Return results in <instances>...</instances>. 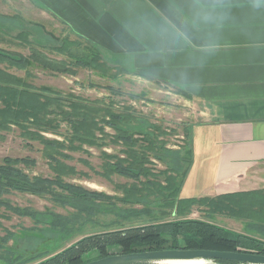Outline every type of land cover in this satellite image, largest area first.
<instances>
[{
  "label": "trees",
  "instance_id": "1",
  "mask_svg": "<svg viewBox=\"0 0 264 264\" xmlns=\"http://www.w3.org/2000/svg\"><path fill=\"white\" fill-rule=\"evenodd\" d=\"M70 47L74 52L70 50L66 53V48ZM80 47L79 42L64 41L59 50H64L66 60L50 58L33 47L29 56L0 49V64H5L0 67V130L6 131L17 126L27 136L39 139L56 151L65 147V143L50 140L39 130L57 132L61 123L66 122L71 131L67 141L74 150L81 149L83 144L104 147L108 137V143L122 146L124 156L103 151L105 161L99 173L107 178L117 174L132 179L134 183L120 186L124 193L122 197L111 196L65 181L60 175H31L19 166H35L36 161L30 157L3 158L0 164V218L10 219L12 215L29 216L37 224H44L32 227V230L26 229L29 234L23 232L24 238L30 240L32 236L39 240L35 248L23 250L20 247V233L5 228L0 221V227L5 230V235H0V250L3 251L0 256L1 264H83L115 253L163 249L264 254V189L226 193L215 197L180 198L181 188L194 158L193 124H182L183 145L178 149H171L167 147L164 138H161L167 132L139 115L130 106L115 109L112 105H106L103 100H89L74 95L62 96L59 91L48 86L35 87L8 70H26L32 64H38L53 72L72 75L77 73L76 67H87L106 73L107 62L101 53L90 48L86 53L78 54L75 50ZM116 71L118 74L127 73L121 68ZM27 74L30 75L28 72ZM112 76L118 77L116 74ZM104 88L112 95L124 94L120 88L112 85ZM127 94L138 100L146 97V92ZM107 127L113 129L114 134H109ZM49 156L58 161L55 155L50 153ZM152 158L162 162L165 168L155 170L152 167ZM13 192L49 196L62 206H72L79 213L89 215L104 209L110 212L119 202L139 204L142 208L127 210L128 214L148 218L139 224L87 233L82 230L83 226L69 228V219L50 210L42 212L13 204L6 197ZM109 204L113 206L110 207ZM194 209L209 216L219 214L246 221L247 230L234 234L209 219L190 218L189 215ZM128 214L119 216L126 219ZM169 216L173 218H167ZM68 241L70 244L66 245ZM112 248L118 251L111 252ZM93 252L97 254L96 257L86 258Z\"/></svg>",
  "mask_w": 264,
  "mask_h": 264
},
{
  "label": "crops",
  "instance_id": "2",
  "mask_svg": "<svg viewBox=\"0 0 264 264\" xmlns=\"http://www.w3.org/2000/svg\"><path fill=\"white\" fill-rule=\"evenodd\" d=\"M8 8L52 26L57 46L82 41L84 53L92 45L114 57L127 71L120 79L142 83L148 96L189 107L194 158L180 198L264 189V0H9Z\"/></svg>",
  "mask_w": 264,
  "mask_h": 264
},
{
  "label": "rangeland",
  "instance_id": "3",
  "mask_svg": "<svg viewBox=\"0 0 264 264\" xmlns=\"http://www.w3.org/2000/svg\"><path fill=\"white\" fill-rule=\"evenodd\" d=\"M8 5L9 0H0V49L11 53L29 56L31 54V48L33 47L39 49L48 57L59 60L58 53L56 54L54 51L64 53V50H59L63 45V42L60 43L61 45L59 44L60 46L55 45L57 40L53 39L55 35L51 32L52 26L48 24L43 25V22L38 23L36 22L34 15H26L25 10L21 8L9 9ZM7 13H17L18 15L16 17H8L7 15H4ZM11 19L13 21H11ZM46 32H48L47 35ZM26 38L27 40L25 42ZM16 39L18 41H16ZM82 44L84 45V42L81 41V46ZM90 48L98 50L107 62L105 65V69L107 68L106 73L103 74L100 70L92 68L76 67L75 69L77 73L72 75L68 73L53 72L44 69L38 64H32L26 70H20L17 68H8V70L23 78L25 81L33 84L35 87L41 88L48 86L53 90L59 91L62 96L74 95L89 100H103L102 102L109 106L112 105L115 109L130 106L136 110L139 115L146 117L149 122L156 124L162 130L167 132V135L161 137L167 142V147L171 149L180 148L183 145L184 139L182 124H189V121H186L188 114L185 113L190 111L189 107L178 102L179 97L174 95H172L171 98H168L163 97L162 94L158 93L150 96L146 93L145 99L138 100L130 98L127 93L140 94L146 91L145 87L142 86V83L120 79L124 73H116L114 57L109 55L106 56L104 54L105 52L102 53V50H99L92 45ZM75 52L78 54L84 53L81 48L75 50ZM66 57L67 56L65 55L61 57L62 59L60 60H66ZM4 66L5 64H0V67ZM27 72L30 73V75H28ZM112 74H116L119 78L112 76ZM90 84H96V86L93 87ZM108 85L120 88L124 94L122 96L112 95L109 90L104 88ZM31 129L36 131L35 128ZM106 131L109 134H114V130L111 128L107 127ZM39 132L50 140L64 142L65 147L58 148V151L53 150L47 147L39 139H33L27 136L19 127L12 126L9 130H0V164L5 157H30L36 161L35 166L26 167L23 164H20L19 166L31 175H41L45 177H55L60 175L65 181L118 197L124 195L123 191L120 189L121 185L130 186L134 183L132 179L117 174H113L110 178H107L99 173L102 170V165L105 161L103 151L124 156L121 151L122 146L108 143V137H106L107 145L104 147L83 144L81 149L74 150L72 145L67 141L68 133L71 131L66 122L61 123L57 132L44 130H39ZM75 145H77V143H75ZM58 152L64 153L69 157H65ZM50 153L56 156L58 159L57 162L50 158ZM152 160L154 161V166L152 167L155 170L165 168V165L162 162L154 158H152ZM6 197L13 204L21 207H29L42 212L50 210L66 217L71 221L69 228L83 226L82 230L87 233L139 224L145 222L148 218L145 216L138 217L128 214L127 210L132 208H142L139 204L132 205L119 202L116 203L114 208L112 207L113 209L110 212H106L104 209L97 214L89 215L87 213H79L72 206H62L54 202L49 196L41 197L30 193L13 192L6 195ZM109 205L110 207L113 206L112 204ZM119 214H128L129 217L125 219L124 217L119 216ZM189 217L195 219H209L222 225L234 234L242 233L247 230L246 221L219 214H212L209 216L198 209H194ZM167 218L171 219L173 217L169 216ZM0 221L5 228L20 233L19 237L22 238H19L21 249L28 250L36 247L39 240L32 236L30 240L27 237L24 238L25 235L23 232L29 234L26 229L40 227L44 223L37 224L29 216L19 217L17 215H12L10 219L0 218ZM0 235H5V230L1 227ZM69 244L70 242L68 241L66 245ZM116 251L118 250L115 248H112L111 250V252ZM2 253L3 251L0 250V256ZM96 255L97 254L93 252L87 255L86 258H93L96 257Z\"/></svg>",
  "mask_w": 264,
  "mask_h": 264
},
{
  "label": "water",
  "instance_id": "4",
  "mask_svg": "<svg viewBox=\"0 0 264 264\" xmlns=\"http://www.w3.org/2000/svg\"><path fill=\"white\" fill-rule=\"evenodd\" d=\"M191 260L204 264H264V254L206 249H163L133 253H115L83 264H156V260ZM223 260L227 262H222Z\"/></svg>",
  "mask_w": 264,
  "mask_h": 264
},
{
  "label": "bare ground",
  "instance_id": "5",
  "mask_svg": "<svg viewBox=\"0 0 264 264\" xmlns=\"http://www.w3.org/2000/svg\"><path fill=\"white\" fill-rule=\"evenodd\" d=\"M156 264H204L201 261H198L196 259H191V260H171V259H166V260H156L153 261Z\"/></svg>",
  "mask_w": 264,
  "mask_h": 264
}]
</instances>
